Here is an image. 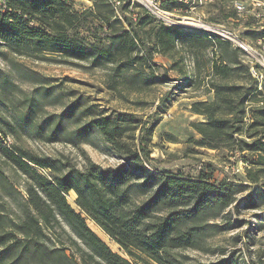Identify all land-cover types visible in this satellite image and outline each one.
<instances>
[{
	"label": "trees",
	"instance_id": "trees-1",
	"mask_svg": "<svg viewBox=\"0 0 264 264\" xmlns=\"http://www.w3.org/2000/svg\"><path fill=\"white\" fill-rule=\"evenodd\" d=\"M74 0H2L0 41L17 55L56 61H85L89 67L109 69L111 88L126 84L141 91L142 83L156 77L161 65L155 55L168 57L171 68L191 85H207L212 97L192 103L191 111L204 120L193 122L200 147L246 153L237 181L212 183L198 177L150 170L149 142L153 128L129 112L106 114L94 106H69L42 118L35 98L16 124L34 126L40 135L62 134L70 141L81 135L93 141L97 132L113 152L124 158L115 168H104L87 158L79 167L24 146L5 142L17 126L0 117V157L24 176V193L0 166V264H257L221 252L220 259L189 262L182 250H209L207 239L233 223L228 207L240 211L237 195L247 185L264 197V85L252 72L247 52L229 38L198 28H184L158 18L135 0H90L83 11ZM164 7L190 15L199 5L214 14L206 21L234 29L242 24L247 41L264 39V28L254 26L257 16L239 11L235 0H164ZM190 58L193 75L185 69ZM181 63L182 66H181ZM208 74L202 77V71ZM148 73L153 77L150 80ZM90 117L68 130L67 118ZM3 125H2V123ZM40 123V122H39ZM47 133V134H46ZM73 139V140H72ZM44 171H42V170ZM76 193L74 207L68 193ZM250 204L256 208V200ZM88 220L96 223L129 256L114 251ZM224 224H220V222ZM250 234L235 242L251 244Z\"/></svg>",
	"mask_w": 264,
	"mask_h": 264
},
{
	"label": "rangeland",
	"instance_id": "rangeland-1",
	"mask_svg": "<svg viewBox=\"0 0 264 264\" xmlns=\"http://www.w3.org/2000/svg\"><path fill=\"white\" fill-rule=\"evenodd\" d=\"M135 1L153 10L158 18L169 23L214 33H218L220 30L218 28H221L233 33L232 38L236 41L247 42L251 46L250 52L247 51V57L257 70L260 83L264 85V66L256 59L258 57L264 62L261 56L264 54V39L256 42L243 39L241 32L246 27L242 24L237 26L232 22L234 29H227L224 25L206 21V18L214 13L206 11V8L199 5L192 7L193 12L190 15H183L176 10L166 9L162 5L164 0ZM209 1L194 0L199 4H206ZM238 1L243 3L248 14L257 16L254 26L264 28V0ZM73 3L75 9L79 11L91 5L90 0H74ZM235 40L231 41L237 45ZM50 58L37 59L17 55L0 41V117L18 127V133H8L5 142L18 143L37 154L50 155L79 167L83 166L87 158H91L104 168H115L125 159L113 152L110 145L97 132L92 134L93 141L83 139L84 135H81L73 142L62 134L49 137L45 133L40 135L34 126L20 127L16 124L20 112L28 111L30 98H35L39 103L38 109L32 115L38 124H41L43 117L62 113L73 104L82 105V108L92 105L94 110H103L106 114L120 111L134 113L143 119L147 127L153 128L149 142L151 160L148 162L151 171L190 177L208 174L211 182L215 184L224 181L239 182L238 179L245 167L241 156L245 158L246 153L209 149L190 141L191 137H199L192 123L204 120L201 115L191 111L192 103L210 99L212 93L208 92L206 84L197 86L196 83L193 85L187 83V78H183L177 70L171 68L172 61L168 57L155 55V60L161 63L157 68L156 77L163 78V75H166V79L142 83L141 91L128 90L126 84L111 88L107 68L89 67V63L85 61H56ZM184 66L190 75H193L190 58L185 60ZM208 71L207 67L202 71L203 78L207 76ZM148 76L153 80L150 73ZM89 119L90 117H81L77 121L76 117L67 118L64 125L68 130H74ZM0 166L14 185L24 193V176L17 173L1 157ZM260 191L261 189L253 184L247 185L245 190L237 195L240 211L234 204L226 209L231 212V221L238 224L230 225L229 229L209 237L207 239L209 250H182L181 252L188 256L187 260L210 262L223 257L221 252H227L228 255L235 251V257L240 258L239 260L264 264V197L262 199L259 197ZM67 198L74 207H77L76 193L73 190L68 193ZM251 200H256L259 207L254 208L250 204ZM88 222L114 251L129 257L96 223L91 220ZM246 234H250L251 237H245L244 240H251V244L247 246L244 241L235 242L233 236Z\"/></svg>",
	"mask_w": 264,
	"mask_h": 264
},
{
	"label": "built area",
	"instance_id": "built-area-1",
	"mask_svg": "<svg viewBox=\"0 0 264 264\" xmlns=\"http://www.w3.org/2000/svg\"><path fill=\"white\" fill-rule=\"evenodd\" d=\"M1 2H2V0H0V4H2ZM235 6H236V8H237L239 11H243V10L245 9L243 3H242L241 1H238V0L235 1ZM152 12L154 13L153 10H152ZM218 29H220V30H218V31H219L218 34L223 35L224 37H227V38H229V39H231V40H235V39L232 38L233 33L229 32V31H226V30H221V28H218ZM235 42L237 43V45H239V46L242 47L244 50H246V52H247V51L250 52V50H251V49H250L251 46H250L247 42L242 41V40H240V41H236V40H235ZM261 56L264 58V54H263V53H262ZM256 59H257V61H258L259 63H261V64L264 66V62H262V61L260 60V58L256 57ZM256 63H257V62H256ZM252 72H253V74H254L255 76H257V77L259 78L258 72H257V70H256L254 67H252Z\"/></svg>",
	"mask_w": 264,
	"mask_h": 264
}]
</instances>
